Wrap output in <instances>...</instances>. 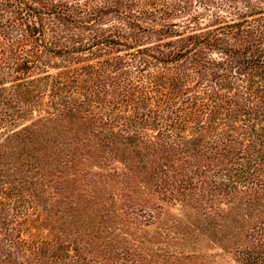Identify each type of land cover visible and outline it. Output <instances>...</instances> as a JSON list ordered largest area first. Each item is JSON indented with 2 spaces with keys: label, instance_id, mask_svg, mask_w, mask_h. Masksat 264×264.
I'll list each match as a JSON object with an SVG mask.
<instances>
[{
  "label": "trees",
  "instance_id": "16d2710c",
  "mask_svg": "<svg viewBox=\"0 0 264 264\" xmlns=\"http://www.w3.org/2000/svg\"><path fill=\"white\" fill-rule=\"evenodd\" d=\"M160 199L198 221L180 243L264 264V0H0V264H151Z\"/></svg>",
  "mask_w": 264,
  "mask_h": 264
},
{
  "label": "rangeland",
  "instance_id": "374dc122",
  "mask_svg": "<svg viewBox=\"0 0 264 264\" xmlns=\"http://www.w3.org/2000/svg\"><path fill=\"white\" fill-rule=\"evenodd\" d=\"M29 123V122H28ZM97 165V164H96ZM115 166L119 169L120 168V163H110L105 170H101L97 166L93 165L91 170H94V172H106L107 170L111 169L113 170ZM68 175V174H67ZM142 176V175H141ZM82 176L79 177V179ZM102 182V180H101ZM104 184V183H101ZM117 186V185H115ZM151 187V185H149ZM69 188V189H68ZM103 189V187L101 186ZM69 190V193L67 194L69 198H72L75 202L81 201L84 202V195L82 193V189H80V184L79 183H71L68 187L65 186L63 190ZM140 189L142 188V185H140ZM147 190V189H144ZM117 191V190H116ZM111 191L109 190L107 193L102 192L101 196L103 200H106V204H89L93 207V210H100L101 208V213L100 214H105L107 213L106 210L109 208H112V206H122V202L116 200L117 197H114V200L109 198V194ZM130 194V192H127ZM135 197L134 194H131ZM66 197V194H56L50 195L49 202L55 206V208H58L59 206L61 207H66L67 203L70 202L71 200ZM127 198V196H125ZM154 198H158V196L154 195ZM133 200H135L133 198ZM104 202V201H103ZM135 204L140 203L139 201L134 202ZM158 204L162 205L164 207V210L166 214H163V223L161 222H148V225H144L140 231L144 232V234L151 239L149 241V247L152 249V251L148 250L150 252V258H151V264H161L163 263L164 260H183L182 257H191L194 254H199V255H207L210 259L216 260V262L220 264H236V262L233 260L232 256L230 253L226 252V248L220 243H217L218 241L211 242L208 237H205L200 231L196 230V232H191L189 235V243L188 242H181L180 243V231L183 229L184 226L180 227V219H183L184 222H194L198 223V221L191 217L190 221L186 220V218L182 217L180 214V210H177V208H173L171 203L164 202L163 200H158ZM105 206V208H104ZM177 207V206H176ZM150 208V207H149ZM105 209V210H104ZM138 209H145L141 207V205H137L136 210L140 214H148L151 211L156 212L155 210L147 209V211H142ZM230 209L232 212H230ZM229 211L231 213L229 215V218L234 219V217L237 215V213H242L244 212V208L242 209H237L234 205L228 204L227 207H224V211L228 213ZM247 212V211H246ZM83 212L78 213L81 215ZM225 214V213H224ZM37 214H34V219L36 218ZM256 216V215H255ZM74 217L73 220H76ZM63 219L59 220V222H56L55 227H53L54 234L57 235V233L60 232V227L61 229L68 230L69 228L73 227L75 222L70 219L72 222H68L67 225L63 224L62 222ZM35 224V223H34ZM203 225V223H200ZM47 228H51L50 226H41L40 228H34L32 231L33 233H38L43 236H49V233L47 231ZM203 227V226H202ZM112 231H115L116 235H119L114 237L113 241L111 242L113 245L115 243L116 246H119V248L122 247H131V245L134 243L135 240H133L128 234H124L121 231L115 229V226H113ZM210 230H205V232H209ZM162 234V236H160ZM168 234V235H167ZM122 235V236H121ZM121 238V242L117 241ZM188 237V236H187ZM186 237V238H187ZM128 238V240H127ZM213 238H216L213 235ZM142 240L140 238H137V241ZM124 241V242H123ZM145 243H148V241L145 240ZM74 244H71L69 249H72ZM107 249H110L108 246L106 247ZM132 248V247H131ZM135 248V247H134ZM232 251V249H229ZM157 254V255H156ZM154 256V257H153ZM164 259V260H163ZM185 261H188V259H185ZM150 264V263H148Z\"/></svg>",
  "mask_w": 264,
  "mask_h": 264
}]
</instances>
